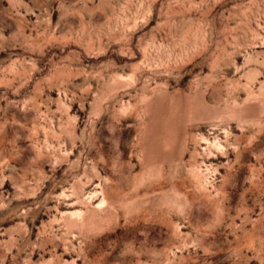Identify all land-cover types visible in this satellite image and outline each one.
Listing matches in <instances>:
<instances>
[{"label": "rangeland", "instance_id": "obj_1", "mask_svg": "<svg viewBox=\"0 0 264 264\" xmlns=\"http://www.w3.org/2000/svg\"><path fill=\"white\" fill-rule=\"evenodd\" d=\"M0 264H264V0H0Z\"/></svg>", "mask_w": 264, "mask_h": 264}]
</instances>
